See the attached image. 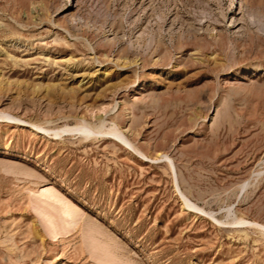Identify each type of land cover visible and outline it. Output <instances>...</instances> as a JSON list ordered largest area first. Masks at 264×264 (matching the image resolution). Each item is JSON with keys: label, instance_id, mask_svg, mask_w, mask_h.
Instances as JSON below:
<instances>
[{"label": "rangeland", "instance_id": "obj_1", "mask_svg": "<svg viewBox=\"0 0 264 264\" xmlns=\"http://www.w3.org/2000/svg\"><path fill=\"white\" fill-rule=\"evenodd\" d=\"M0 264H264V0H0Z\"/></svg>", "mask_w": 264, "mask_h": 264}, {"label": "bare ground", "instance_id": "obj_2", "mask_svg": "<svg viewBox=\"0 0 264 264\" xmlns=\"http://www.w3.org/2000/svg\"><path fill=\"white\" fill-rule=\"evenodd\" d=\"M57 201H58V204H60V199L59 198L57 199ZM61 206H62L61 210H63V204H61ZM74 225H75V221L73 220V215L71 213H69L67 215V219H63L62 218L60 221H58L56 223H53L51 228H52V230L54 232L53 233L54 236L55 237H59V236H65L66 234H68V235L71 234L72 231L75 228ZM87 232L88 231L86 229L84 231H82L81 241H82V243H86V245H87L86 248H88L87 253L89 254L90 259L92 260V259L95 258V247H92L93 245L88 243L87 240L89 239L90 236H88ZM96 259H97V256H96V258L94 260H96Z\"/></svg>", "mask_w": 264, "mask_h": 264}]
</instances>
